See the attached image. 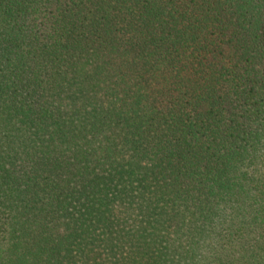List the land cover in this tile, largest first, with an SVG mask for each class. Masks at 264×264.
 <instances>
[{
    "label": "trees",
    "instance_id": "obj_1",
    "mask_svg": "<svg viewBox=\"0 0 264 264\" xmlns=\"http://www.w3.org/2000/svg\"><path fill=\"white\" fill-rule=\"evenodd\" d=\"M0 264H264V0H0Z\"/></svg>",
    "mask_w": 264,
    "mask_h": 264
}]
</instances>
